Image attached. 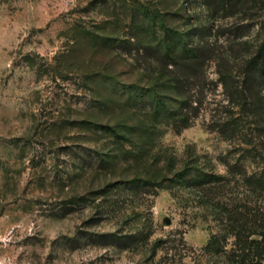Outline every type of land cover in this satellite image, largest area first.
<instances>
[{"label":"rangeland","instance_id":"374dc122","mask_svg":"<svg viewBox=\"0 0 264 264\" xmlns=\"http://www.w3.org/2000/svg\"><path fill=\"white\" fill-rule=\"evenodd\" d=\"M143 6L211 55L208 81L193 89L199 114L179 130L148 109L155 92L169 107L181 95L154 42L132 36L129 16ZM263 35L261 0L243 11L202 0H0V264H226L227 215L241 211L249 227L264 216V193L238 176L221 191L197 187L192 171L264 167V112L240 134L215 129L239 111L218 65L236 75ZM109 232L135 242L93 236ZM219 234L218 249L208 246Z\"/></svg>","mask_w":264,"mask_h":264},{"label":"trees","instance_id":"16d2710c","mask_svg":"<svg viewBox=\"0 0 264 264\" xmlns=\"http://www.w3.org/2000/svg\"><path fill=\"white\" fill-rule=\"evenodd\" d=\"M202 1L209 8H222L230 11L234 9L243 11L246 2H248V0ZM261 3L264 4V0H261ZM142 8L141 16L134 13L129 16L130 21L128 23L133 25L134 32L132 36L135 37V43L145 48L148 41L154 42L151 52L163 63L164 72L174 81V86L181 95L178 104L169 107L166 98L155 92L148 109L153 121L161 118L163 122H167L174 129L179 130L187 127L199 114L202 100L194 97L195 92L193 89L196 84L202 87L208 81L205 67L207 60H211V55L208 51H203L204 46L201 44L188 48L186 33L178 31L169 33L167 31L169 28L167 18L164 15L145 6ZM154 28L161 30L163 33L161 35L156 33ZM218 64L220 63L218 62ZM218 66L216 71L218 81L226 88L230 100L238 106L239 111H237V117L233 115V110L230 111L229 116L217 124L215 129L222 134L233 136L242 133L246 126L244 120L249 115H251V119L256 120L264 112V99L260 94L264 85V35L255 45L251 54L244 60L240 71L236 75L233 74V69H229L226 65ZM240 167L239 164L229 166L228 173L232 177L193 168L192 182L197 187H207L213 191H221L232 183V178L238 176L237 180L242 181L252 192L256 194L264 193V167L259 172L252 174H246ZM140 182L147 183L146 180H140ZM219 203L225 202L217 200L216 204ZM235 210L233 209V212H230L226 217L229 222H233L231 247L222 249L227 260L226 264H262L264 261L263 213H261L260 219L253 221L248 227L238 225L237 220L242 222V213L237 211L236 214ZM256 214H260L258 213V207L254 210V215ZM93 236L103 246L117 245L123 242V247H129L135 242L133 237L129 235L122 236L116 232L93 234ZM223 238L224 236L221 234L214 236L208 242V246L214 244L215 248L218 249V243Z\"/></svg>","mask_w":264,"mask_h":264},{"label":"water","instance_id":"95a60500","mask_svg":"<svg viewBox=\"0 0 264 264\" xmlns=\"http://www.w3.org/2000/svg\"><path fill=\"white\" fill-rule=\"evenodd\" d=\"M169 221H168V219H165V223H168Z\"/></svg>","mask_w":264,"mask_h":264}]
</instances>
